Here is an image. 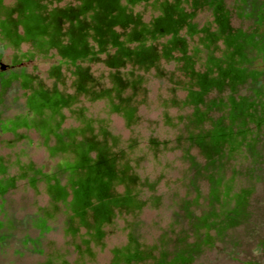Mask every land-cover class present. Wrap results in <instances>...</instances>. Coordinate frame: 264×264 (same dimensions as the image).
Returning <instances> with one entry per match:
<instances>
[{
    "label": "trees",
    "instance_id": "1",
    "mask_svg": "<svg viewBox=\"0 0 264 264\" xmlns=\"http://www.w3.org/2000/svg\"><path fill=\"white\" fill-rule=\"evenodd\" d=\"M10 1L3 5L0 43L18 52L7 33L21 29L30 41L25 55L58 58L50 74L64 83L66 68L72 92L38 89L26 99L27 114L2 129L32 128L53 142L50 153L60 161L47 179L52 208L67 209L71 229L86 225L90 239H101L115 214L141 208L137 194L144 185L131 166L141 147L138 138L121 144L105 122L74 105L81 99L100 101L106 113L136 125L138 106L149 103L146 85L160 79L174 96L164 101L165 108L189 111L175 120L165 115L163 121L178 129L175 143L189 164L186 185L197 197L181 204L179 232L163 235L155 254L131 243L111 264H190L216 244L238 247L246 240L264 253L259 234L264 189L257 196L258 184H264V0ZM139 5L151 14L149 21L137 11ZM200 13L205 15L201 27L195 20ZM92 63L108 73L94 77ZM166 64L172 69L165 70ZM13 77L22 85L31 81L23 72ZM66 108L77 127H60ZM165 149L152 139L144 154L158 158ZM12 185V179L2 178L0 193ZM260 201L262 207L255 208ZM44 221L31 223L43 228ZM1 228L6 236L13 226Z\"/></svg>",
    "mask_w": 264,
    "mask_h": 264
},
{
    "label": "rangeland",
    "instance_id": "2",
    "mask_svg": "<svg viewBox=\"0 0 264 264\" xmlns=\"http://www.w3.org/2000/svg\"><path fill=\"white\" fill-rule=\"evenodd\" d=\"M10 3V0L3 1L4 6ZM137 11L142 12L144 21L151 18L141 5ZM195 20L201 27L205 15L200 13ZM27 51L26 44H22L17 52L0 43L2 78L23 72L32 78L34 83L31 85H41L46 89L57 86L66 93L72 92L66 68L61 70L64 83L50 74L58 58L28 57L25 55ZM89 69L94 77L108 73V69L99 63L89 64ZM164 69L171 70L172 65L166 64ZM146 88L149 103L138 106L136 125H127L120 116L106 113L100 101L90 103L81 99L73 107L74 110L85 107L89 117L105 122L106 130L118 137L121 144L133 138L141 142L131 166L140 184H144L137 194L142 206L129 213L115 214L105 225L102 238L94 240L89 238L91 230L86 225L70 228L69 212L62 204L52 208L47 179L51 178L60 161L50 153L53 142L42 140L32 128L2 129L3 123L27 114L25 102L32 87L26 88L19 81H11L3 89L0 87V162L4 164L0 180H13V185L0 193V224L13 226L6 236H2L4 229H0V264H111L116 253L131 243L140 250L155 254L163 235L173 236L179 232L176 215L182 212L181 204L194 200L197 192L186 185L189 164L184 150L175 143L178 129L165 125L163 118L166 115L175 120L189 111L174 106L165 108L164 101L174 96L168 92L164 80H153ZM176 96L181 99L184 93L179 91ZM78 125L71 109H64L60 127ZM152 139L166 146L158 158L144 154L147 142ZM192 154L193 150L190 151ZM60 182L64 183V179L61 178ZM257 189L258 196L264 184H258ZM259 197L263 201V194ZM155 199L157 204L150 203ZM262 201L255 208H261ZM40 218L45 219L43 228L31 223ZM209 233L213 234L212 231ZM259 234L264 236V227ZM247 242L238 247L216 244L190 264H264V253L255 248V243ZM148 263L145 260L140 264Z\"/></svg>",
    "mask_w": 264,
    "mask_h": 264
},
{
    "label": "flooded vegetation",
    "instance_id": "3",
    "mask_svg": "<svg viewBox=\"0 0 264 264\" xmlns=\"http://www.w3.org/2000/svg\"><path fill=\"white\" fill-rule=\"evenodd\" d=\"M3 7H4L3 6V2H2V0H0V17H1V19H2L3 14H4L3 13V10H4ZM1 19H0V34H2V31H3V28H2V25H1L2 24L1 23L2 22ZM8 32L9 33H7V34H10V36L14 38V42L12 43V45L14 47H19L22 44H26L27 45L28 43H30V41L27 39V37L24 36V33H23V31L21 29H19L18 32L16 33L15 29L11 28L10 30H8ZM16 34L19 35V37H20L19 39L17 38ZM6 37H7V35H6ZM1 68H2V71H3L4 67L1 66ZM15 74L18 75L19 73H14L13 75L15 76ZM13 75L12 76L10 75V76H8L5 79L1 77L2 75H0V87L2 89L5 88L8 85V83H10L11 81H19L21 83V78L17 77L16 79H14ZM29 78L31 80L30 83L28 85H23V86L26 87V88L32 87L31 94L33 92H36L38 89H42L41 85H31L34 82L32 81L31 77H29Z\"/></svg>",
    "mask_w": 264,
    "mask_h": 264
}]
</instances>
